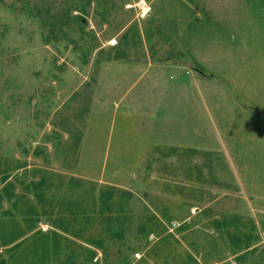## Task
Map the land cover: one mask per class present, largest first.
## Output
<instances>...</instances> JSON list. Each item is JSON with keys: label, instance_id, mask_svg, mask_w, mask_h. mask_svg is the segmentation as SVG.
Listing matches in <instances>:
<instances>
[{"label": "rangeland", "instance_id": "374dc122", "mask_svg": "<svg viewBox=\"0 0 264 264\" xmlns=\"http://www.w3.org/2000/svg\"><path fill=\"white\" fill-rule=\"evenodd\" d=\"M2 179L0 223L27 229L5 187L40 216L0 264L52 232L51 264H264V0H0ZM41 180L82 202L80 238L52 228L69 212Z\"/></svg>", "mask_w": 264, "mask_h": 264}, {"label": "trees", "instance_id": "16d2710c", "mask_svg": "<svg viewBox=\"0 0 264 264\" xmlns=\"http://www.w3.org/2000/svg\"><path fill=\"white\" fill-rule=\"evenodd\" d=\"M5 179H2L0 181V183L4 182ZM44 181H40L38 182V184L33 183V190L35 191V198L38 200V202L43 205L45 203L50 205V202L52 203H56L58 202V206H59V202H61L62 206L64 207V209L69 212L67 217H59L58 219H56L53 223H52V228H54L55 230L59 231L60 233L66 235L67 236H72L73 238H80L82 233H84L85 229H86V221H88L87 219H85L84 222V226L82 230H77L76 233L72 232V225L76 224L77 220H79L80 218H83L82 214H79L77 216V214L75 213V208L79 209L80 207V203L82 204V202L79 203V201H77V203H72L69 199H65V201H63L64 203H62V201H53L54 199H45L44 198V191L42 193H40V187L44 186ZM9 186V185H8ZM3 193L6 194V197L4 198L7 202H10L12 200H15L13 202V209L14 210H18V216L19 218H21V220H23V222L27 225V229L23 232H19L17 230V228L20 230V221L16 222V221H10L5 223V221H3V223H0L1 229L3 230V235L1 237V241H0V248H6L9 246H19L20 243L19 240L21 239V237H26L29 233H31V231L33 230V226H35L38 221V207L37 205H32L29 203H24L23 201H20L17 198H14L12 191L10 190V188H3ZM114 193L111 192H100V194L98 195L97 198V202L94 201V204H98L99 207V216H103L102 220V224H104V226L107 227H111V225L115 224L117 226L122 227L121 223L119 222V219H117L115 216L111 215L112 212H114L113 209V205H112V199L114 197L113 195ZM0 201L2 202V197H0ZM116 204V203H115ZM115 207H117V211L119 213L123 212V208L121 205H116ZM74 210V211H73ZM97 210H94V213L96 214ZM40 216V215H39ZM71 218L70 220H68V218ZM149 222H156L158 224V220L151 215V220H149L148 222L145 221V223H149ZM143 223L139 228V232L143 233V229H146L147 231L145 232V236L148 237L149 235L152 236L154 233L152 231L149 232V230L146 227V224ZM2 224V225H1ZM5 225H10L11 231L10 232H6L5 229H8ZM226 227H229L228 225H223ZM223 226L220 227V225H217L216 228L217 229H221ZM118 228V229H119ZM106 233L110 235L111 239H117V240H123V235H122V231L121 229L119 230H115V231H111L109 228H106ZM80 233V234H79ZM41 234V233H39ZM57 233L52 232L51 236H54L53 240L56 239V242H51L49 241V237H51L48 234H42L41 237L39 239L36 238V236L32 237L31 242H29L28 244V249L27 251H29V253H26V255H23V257L21 258V263L23 264H40V260L38 259L37 255L40 251H42L41 253H43L41 261L43 262V264H51V262H49V254L53 253V256L56 257L55 255L58 254V252L61 253V248H60V243H59V239L60 237H57L56 235ZM138 235V232L137 234ZM229 240L230 242L236 246V250L235 251H240V252H246L248 250L251 249V239L247 236V235H243V234H235V235H229ZM149 238V237H148ZM36 239V240H34ZM41 239V240H40ZM94 247L100 248L102 246V242H95L93 243ZM89 254H91L89 261H94L95 255L94 253H92V251L88 252ZM25 254V253H24ZM74 254L73 253H69V262H71V258ZM47 257V258H46ZM30 259V261H29ZM25 260V261H23ZM28 261L30 263H28Z\"/></svg>", "mask_w": 264, "mask_h": 264}]
</instances>
